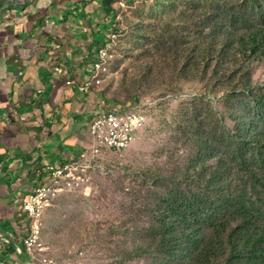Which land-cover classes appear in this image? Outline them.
Returning <instances> with one entry per match:
<instances>
[{"label": "rangeland", "instance_id": "rangeland-1", "mask_svg": "<svg viewBox=\"0 0 264 264\" xmlns=\"http://www.w3.org/2000/svg\"><path fill=\"white\" fill-rule=\"evenodd\" d=\"M258 2L264 6V0H128L116 6L85 77L93 86L84 93L102 108L141 106L148 124L113 160L108 176L46 213L42 256L55 264H182L160 257L158 219L169 214L175 189L207 191V175L219 164L201 142L210 130L219 135L222 116L238 107L209 79L213 68L203 69L206 44L231 25L233 13L253 17ZM211 56L216 62L219 54ZM250 76L255 90L264 85V59L251 64Z\"/></svg>", "mask_w": 264, "mask_h": 264}, {"label": "crops", "instance_id": "crops-1", "mask_svg": "<svg viewBox=\"0 0 264 264\" xmlns=\"http://www.w3.org/2000/svg\"><path fill=\"white\" fill-rule=\"evenodd\" d=\"M126 1L0 0V264H34L22 202L43 168L88 146L98 106L79 86L113 25L108 3Z\"/></svg>", "mask_w": 264, "mask_h": 264}, {"label": "trees", "instance_id": "trees-1", "mask_svg": "<svg viewBox=\"0 0 264 264\" xmlns=\"http://www.w3.org/2000/svg\"><path fill=\"white\" fill-rule=\"evenodd\" d=\"M257 5L253 17L233 13L206 44L203 69L213 68L209 79L238 107L222 116L219 135L210 130L201 142L219 164L207 175V191L175 189L169 214L158 219L155 247L172 263L264 264V85L255 90L250 76L251 64L264 59V6ZM108 12L115 13L110 3Z\"/></svg>", "mask_w": 264, "mask_h": 264}, {"label": "built area", "instance_id": "built-area-1", "mask_svg": "<svg viewBox=\"0 0 264 264\" xmlns=\"http://www.w3.org/2000/svg\"><path fill=\"white\" fill-rule=\"evenodd\" d=\"M121 6H123L121 4ZM102 51V50H101ZM99 69L101 66L96 64ZM63 73L61 70H57ZM96 77L93 76V81ZM79 86L84 93L93 86L88 79ZM69 85H77L70 80ZM148 124V114L141 106L125 108H102L94 112L89 129V144L84 153L61 167L48 166L41 171V184L25 198L21 209L29 221L28 234L24 240V250L44 264H55L42 256L47 251L43 241V219L47 212L55 208L61 198L90 190L94 180L111 173L113 160L122 156L133 144L137 136ZM40 257V258H38Z\"/></svg>", "mask_w": 264, "mask_h": 264}]
</instances>
